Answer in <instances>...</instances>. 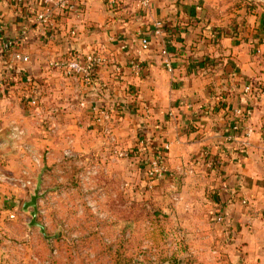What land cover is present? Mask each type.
<instances>
[{
    "label": "crops",
    "instance_id": "obj_1",
    "mask_svg": "<svg viewBox=\"0 0 264 264\" xmlns=\"http://www.w3.org/2000/svg\"><path fill=\"white\" fill-rule=\"evenodd\" d=\"M143 1L82 0L85 28L79 27L76 37L67 34L60 20L51 30L32 24L20 49L29 63L8 72L10 60L0 55L3 171L16 176L26 170L35 189L45 150L62 148L68 156L69 148L89 145L81 140L79 111H91L93 135L103 128L92 112L103 100L97 90L85 91L49 67L56 58L103 46L109 65L97 70L95 81L107 95L100 105L112 112L109 131L125 134L138 128L156 146L167 141V167L178 169L186 161L193 165L196 157L211 168L215 159L218 183L208 189L215 188L221 199L216 218L222 239L237 248L235 255L264 263V0ZM156 22L162 24L161 41L153 35ZM22 24L18 10L0 0V38L16 36ZM140 38L149 39L147 52L140 53ZM123 43L127 50L120 49ZM137 55L143 65L138 77L127 67ZM24 76H31L36 85L35 109L25 100ZM249 86L262 92L244 94ZM131 91L136 98H130ZM235 110L247 111L246 119L239 121ZM124 111L130 117L123 116ZM11 127L23 131L19 141L10 139ZM101 141L105 139L94 142ZM31 153L40 157L39 166L31 161ZM34 189L19 192L0 185V234L12 236L15 220L6 217H16L15 200L23 205ZM245 198L253 206H242Z\"/></svg>",
    "mask_w": 264,
    "mask_h": 264
},
{
    "label": "rangeland",
    "instance_id": "obj_2",
    "mask_svg": "<svg viewBox=\"0 0 264 264\" xmlns=\"http://www.w3.org/2000/svg\"><path fill=\"white\" fill-rule=\"evenodd\" d=\"M79 113L81 140L89 145L69 148L68 156L62 148L43 153L37 222L44 234L28 226L31 216L20 203L12 236L0 234L2 264H264L235 255L237 248L222 239L221 199L208 189L218 183L217 161L211 168L196 157L195 167L168 166L149 187L137 162L113 154L115 144L133 151L145 133L109 131L106 121L93 135L91 111ZM247 200L242 206H253Z\"/></svg>",
    "mask_w": 264,
    "mask_h": 264
},
{
    "label": "built area",
    "instance_id": "obj_3",
    "mask_svg": "<svg viewBox=\"0 0 264 264\" xmlns=\"http://www.w3.org/2000/svg\"><path fill=\"white\" fill-rule=\"evenodd\" d=\"M9 4L13 6L21 14L23 19V24L20 31L16 36L10 38H0V55H4L10 60L9 67L13 64H25L29 63V57L23 54L20 49L23 43L27 39L29 34L28 25H38L47 30H51L58 20L61 21V26L66 30L70 37H76L78 34L79 27L84 26L83 22V3L82 0H8ZM144 5H147V0L143 1ZM3 29L0 25V34ZM153 35L161 41L163 37L162 24L156 22L154 24ZM140 53L147 52L149 50V39L140 38L138 41ZM121 50H127L128 45L123 43L120 46ZM163 54L166 52L163 50ZM109 65V60L105 54V49L103 46L87 53V54H72L71 56H64L56 58L51 61L49 67L59 73H61L66 78L73 79L77 81L82 89L85 91H95L103 101L106 100L105 87L96 86L95 75L99 68L107 67ZM127 67L136 76H140L143 71V65L139 58V55L131 57L128 60ZM170 71V68H168ZM23 82L26 89L25 100L28 107L35 109L38 107V92L36 85L31 76H24ZM260 87L252 86V88H244V94L256 92V94L261 93ZM130 98H136L135 91L130 92ZM101 101L98 105L93 106L92 112L94 115V121L98 125L104 126L109 120V110L104 108ZM147 111V110H145ZM233 115L239 120L243 121L246 118L241 110L233 111ZM236 127H234L235 129ZM250 130L246 132V136L250 135ZM261 135L264 136V127L261 129ZM10 139L14 141H19L23 136V131L18 127H11ZM115 144L113 154L115 158L118 159H128L135 161L139 164V167L143 173V176L148 181L149 187L155 182L162 180L168 171L167 167V154L170 150V144L167 141H162L160 146L154 145L152 140L148 137H140L138 143L133 151H127L118 147ZM30 152V151H28ZM31 161L34 165H40V157L35 156L31 153ZM0 185L12 187L14 190L19 192H26L34 188L31 179L28 177V172L22 170L18 175H7L2 168V163L0 162ZM15 206L19 207L20 202L18 199L14 202ZM242 205H247L248 200L242 199ZM6 218H12L11 214H8Z\"/></svg>",
    "mask_w": 264,
    "mask_h": 264
},
{
    "label": "water",
    "instance_id": "obj_4",
    "mask_svg": "<svg viewBox=\"0 0 264 264\" xmlns=\"http://www.w3.org/2000/svg\"><path fill=\"white\" fill-rule=\"evenodd\" d=\"M38 185L33 191V195H30L29 201L25 202L22 205V211L23 212H29L31 219L28 223L29 227H36L40 230L42 234H44V226L37 222V216H38V206H37V200L39 198L38 196ZM30 210V211H29Z\"/></svg>",
    "mask_w": 264,
    "mask_h": 264
},
{
    "label": "trees",
    "instance_id": "obj_5",
    "mask_svg": "<svg viewBox=\"0 0 264 264\" xmlns=\"http://www.w3.org/2000/svg\"><path fill=\"white\" fill-rule=\"evenodd\" d=\"M7 71L8 72H13L14 71V68L13 67H8L7 68ZM12 74V73H11ZM259 90H260V92H262V89L261 88H259ZM243 112V115H244V117L246 118L247 117V111H242ZM238 128V126H236V128L235 129H237ZM230 129L232 130V127H230ZM233 131V130H232ZM237 131V130H236ZM233 133V132H232ZM214 161H216L215 159H214Z\"/></svg>",
    "mask_w": 264,
    "mask_h": 264
}]
</instances>
